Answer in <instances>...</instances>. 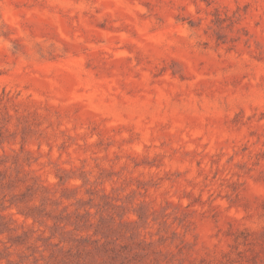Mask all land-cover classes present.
Returning <instances> with one entry per match:
<instances>
[{"label": "rangeland", "instance_id": "rangeland-1", "mask_svg": "<svg viewBox=\"0 0 264 264\" xmlns=\"http://www.w3.org/2000/svg\"><path fill=\"white\" fill-rule=\"evenodd\" d=\"M0 264H264V0H0Z\"/></svg>", "mask_w": 264, "mask_h": 264}]
</instances>
